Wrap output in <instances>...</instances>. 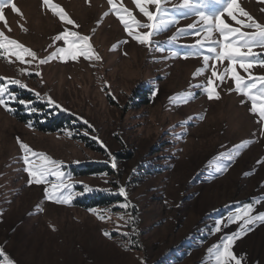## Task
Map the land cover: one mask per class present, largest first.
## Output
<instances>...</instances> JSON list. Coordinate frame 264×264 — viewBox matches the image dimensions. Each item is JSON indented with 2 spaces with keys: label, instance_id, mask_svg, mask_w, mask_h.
Wrapping results in <instances>:
<instances>
[{
  "label": "rangeland",
  "instance_id": "374dc122",
  "mask_svg": "<svg viewBox=\"0 0 264 264\" xmlns=\"http://www.w3.org/2000/svg\"><path fill=\"white\" fill-rule=\"evenodd\" d=\"M13 2L22 15L6 7L0 31L38 58L65 46L55 42L49 47L65 25L42 0ZM52 2L80 25L68 26L71 30L90 36L101 60L52 59L37 67V61L21 64L15 56L0 54V77L26 83L34 91L18 86L10 90L37 109L30 113L18 102L11 104L13 112L0 107V249L14 264H214L208 249L238 228L233 223L217 233L215 222L246 204L254 205V215L264 212V163H258L264 161V135L250 103H241L246 98L229 92L230 79L218 87L219 100L210 101L196 87L206 83L213 61L194 79L203 58L185 54L203 38L201 30L207 26L197 15L174 12L176 22L154 36L149 48L126 34L107 0ZM116 2L147 22L133 0ZM181 3L167 0L162 6L172 10ZM237 3L264 24V0ZM219 7L208 0L203 11L211 14ZM150 10L155 12V6ZM105 12L109 15L103 16ZM236 14L244 19L239 9ZM223 18L239 26L226 13ZM191 32L199 35L187 34ZM226 66V61L217 63L218 71ZM21 68L31 74H20ZM251 71L264 75L259 67ZM35 92L51 96L61 108L38 99ZM179 93L194 95L184 103ZM57 118L73 126L41 131ZM46 127L52 128L50 123ZM17 137L36 152L62 161L72 191L81 194L70 204H58L44 195L45 187L59 183L56 177H49L48 185L29 186ZM244 141L250 143L224 161L226 170L217 171L221 154ZM121 186L126 199L118 194ZM125 203L127 208L120 206ZM233 251L245 256L242 264H264V223L237 239ZM0 264H6L3 257Z\"/></svg>",
  "mask_w": 264,
  "mask_h": 264
},
{
  "label": "snow or ice",
  "instance_id": "6c2138e0",
  "mask_svg": "<svg viewBox=\"0 0 264 264\" xmlns=\"http://www.w3.org/2000/svg\"><path fill=\"white\" fill-rule=\"evenodd\" d=\"M133 2L139 9V12L147 19L146 23L140 22L123 4H117L116 0H107L110 11L116 15L119 22L123 25L126 34L139 44L148 46L149 48L152 46V38L154 36L166 30L170 24L176 22L177 17L173 15L174 12L199 16L200 20L207 27L206 30H201L204 31L203 38L196 40L195 44L189 46L192 51L185 54V58L188 55L202 56L203 58V67L196 70L193 74L194 79L205 72L209 67V61H213V63L211 64V75L207 78L206 83L198 84L196 87L201 88L210 101L219 100L221 96L218 87L230 79L233 82V88L229 89V92L231 93L234 90L238 95L246 98L241 103H250L249 111L258 117L257 123L262 125L261 134L264 135V75H256L251 71L255 67L264 69V58H262L264 51L257 52L254 50L257 48L264 50V24L257 22L252 15L243 8H240L237 0H211L213 4L220 6L216 12L211 14L203 11L208 0H183V3L172 10L162 6L167 0H133ZM151 5L155 6V12L150 10ZM42 6L50 10L58 18L59 22L65 25L64 29L53 37V44L49 45V47H53L55 42H63L65 46L55 47V50L48 56L38 58L35 51L16 39L5 35L3 31H0V54L15 56L16 60L21 64L31 65L34 61H37V67L49 63L52 59H60L65 62L68 60L77 61L80 57L89 60H101V57L95 52L90 43V36L82 35L80 32L71 30L68 27L79 28L80 25L69 16L61 5L53 3L52 0H42ZM6 7H10L14 13L22 15L13 0H0V21H5L4 9ZM237 9H239V17H243L244 19L238 18L236 14ZM225 13L239 26L234 27L227 23L223 18ZM107 15H109V12L103 14V16ZM188 27L194 29L196 26L193 24ZM140 29H146L147 31H140ZM242 29H253V31H242ZM23 30L27 31V29ZM94 31L95 29H93ZM214 33L219 34L218 39L213 38ZM187 34L199 35V32ZM175 39L176 37L171 38V40ZM124 43H127V41H124ZM113 49H115V45ZM157 50L163 51L164 49L159 48ZM172 55H177V53L173 52ZM26 57H30L31 59L26 60ZM225 61L227 62V66L222 71H218L217 63L222 65ZM237 68L242 69L246 76L241 75L237 71ZM19 71L22 75L31 74L27 68H21ZM35 74L41 76L39 71ZM12 86L28 89V85L20 79L0 77V107L8 112H13L15 109L11 107V104L18 102L24 105L25 109L30 113L36 112L37 109L32 107L31 101L19 99L10 90ZM28 90L34 91L32 89ZM34 94L38 99L46 98L49 105L61 108L51 96L41 97V94L38 92ZM192 95L194 93H188L187 96L179 93L177 97H184L183 102L187 103ZM28 126L31 127V124ZM69 136H71V133H69ZM17 143L23 153L22 160L25 165L23 170L29 177V186L33 184L48 185L50 183L49 177H56L59 183H51L50 187H45L44 195L47 200L58 204H70L74 196L81 194L72 191L73 185L68 182L70 177L65 178V173L62 170V161H57L46 153L36 152L30 145L20 140L19 137H17ZM248 143L250 141H244L240 145H237L233 152L221 154L217 162V171L226 170L227 164L224 161H231L233 154L239 155L240 148H243ZM258 163H264V161ZM112 168H116L114 161ZM86 190L91 191L92 189L86 187ZM118 194L125 197V199L127 198L126 189L123 186L119 188ZM256 203H260V201H256ZM120 206L127 208L129 205L125 203ZM90 211L95 212V210L91 209ZM254 211L253 204H246L243 207L237 208L226 218L215 222L213 231L217 233L222 231V226L228 227L233 223L237 224L238 228L236 231L222 236L219 243L214 244L208 249V254L214 264H242L245 256H237L233 251V247L237 239L252 230V226L257 223H264V212L254 215ZM98 218L104 220L105 216L98 215ZM120 219H123V217H120ZM103 234L109 237L111 235L108 232H104ZM122 235L128 234L122 233ZM0 257L4 258L6 264H14V261L4 255L2 249H0Z\"/></svg>",
  "mask_w": 264,
  "mask_h": 264
},
{
  "label": "trees",
  "instance_id": "16d2710c",
  "mask_svg": "<svg viewBox=\"0 0 264 264\" xmlns=\"http://www.w3.org/2000/svg\"><path fill=\"white\" fill-rule=\"evenodd\" d=\"M28 97V96H27ZM31 97L29 96V99H30ZM18 115V113L17 114H15V116H17ZM52 118V117H51ZM21 119V121H24L22 118H20ZM63 121V119H60V118H57V119H53L52 120V122H47V125H48V123H50V125L52 126V128H47L46 126V124L43 126V127H41V131H43V132H45V133H49V132H56V131H60V130H64V129H66L67 127H72L73 126V123H71V122H65V124H64V122H62ZM57 127V128H56Z\"/></svg>",
  "mask_w": 264,
  "mask_h": 264
}]
</instances>
